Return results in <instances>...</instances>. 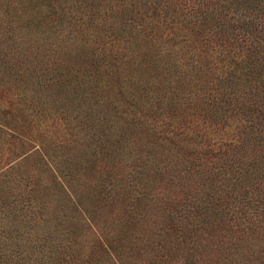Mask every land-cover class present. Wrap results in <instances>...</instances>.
I'll use <instances>...</instances> for the list:
<instances>
[{"label": "rangeland", "instance_id": "rangeland-1", "mask_svg": "<svg viewBox=\"0 0 264 264\" xmlns=\"http://www.w3.org/2000/svg\"><path fill=\"white\" fill-rule=\"evenodd\" d=\"M260 144L264 0H0V264H264Z\"/></svg>", "mask_w": 264, "mask_h": 264}, {"label": "trees", "instance_id": "trees-1", "mask_svg": "<svg viewBox=\"0 0 264 264\" xmlns=\"http://www.w3.org/2000/svg\"><path fill=\"white\" fill-rule=\"evenodd\" d=\"M260 145H264V144H260ZM233 176H226V178H225V182L227 183V182H231L232 180H233ZM225 195V194H224ZM245 197V198H244ZM243 198H244V200H245V202H248L250 199V197H246V196H244ZM227 199H235V195H233L232 193L231 194H226L225 195V199H224V202L226 203V201H227ZM256 230H257V228H256ZM258 231V230H257ZM238 257H242V254L240 253V254H238ZM249 259V257H245V260H248Z\"/></svg>", "mask_w": 264, "mask_h": 264}]
</instances>
